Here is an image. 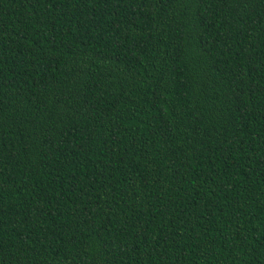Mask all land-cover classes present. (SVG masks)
<instances>
[{
    "label": "trees",
    "instance_id": "obj_1",
    "mask_svg": "<svg viewBox=\"0 0 264 264\" xmlns=\"http://www.w3.org/2000/svg\"><path fill=\"white\" fill-rule=\"evenodd\" d=\"M0 264H264V0H0Z\"/></svg>",
    "mask_w": 264,
    "mask_h": 264
}]
</instances>
